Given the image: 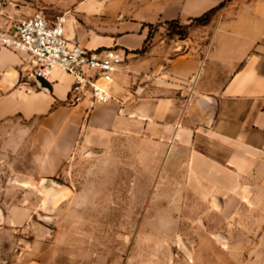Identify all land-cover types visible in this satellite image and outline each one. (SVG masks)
I'll list each match as a JSON object with an SVG mask.
<instances>
[{"label":"crops","instance_id":"crops-1","mask_svg":"<svg viewBox=\"0 0 264 264\" xmlns=\"http://www.w3.org/2000/svg\"><path fill=\"white\" fill-rule=\"evenodd\" d=\"M113 1L146 4L138 17L128 20V10L112 22L110 34L78 28L75 35L74 23L67 28L87 49L129 54L107 103L72 102L73 77L60 69L48 81L26 83L27 54L0 48V128L17 120L28 132L22 144L34 163V191L40 194L41 181L60 177L78 154L99 157L128 144L160 163L159 180L205 179L221 209L264 212V0H234L215 16L206 56L169 57L168 49L158 56L155 45L144 59L139 51L152 26L189 23L228 0ZM12 23L1 16V27ZM45 193L52 200L58 191L52 186Z\"/></svg>","mask_w":264,"mask_h":264},{"label":"rangeland","instance_id":"rangeland-1","mask_svg":"<svg viewBox=\"0 0 264 264\" xmlns=\"http://www.w3.org/2000/svg\"><path fill=\"white\" fill-rule=\"evenodd\" d=\"M233 1L205 25L192 20L152 26L140 56L155 45L158 56L163 49L169 57L206 56L215 27L210 22ZM145 4L0 0V18L20 22L37 11L48 18L69 12L75 35L78 28L110 34L112 22L128 10V20L136 18ZM11 122L0 128V264H264V212L221 209L205 179L159 180L160 163L136 145L110 147L99 157L78 154L53 179L61 195L50 200L42 188L37 194L34 163L22 144L28 132Z\"/></svg>","mask_w":264,"mask_h":264},{"label":"built area","instance_id":"built-area-1","mask_svg":"<svg viewBox=\"0 0 264 264\" xmlns=\"http://www.w3.org/2000/svg\"><path fill=\"white\" fill-rule=\"evenodd\" d=\"M70 21L69 12L48 18L37 11L7 28L0 26V48L27 54L22 73L26 83L48 81L54 70L60 69L73 77L72 102L107 103L114 99L111 85L129 54L115 47L91 50L72 42L67 34Z\"/></svg>","mask_w":264,"mask_h":264},{"label":"water","instance_id":"water-1","mask_svg":"<svg viewBox=\"0 0 264 264\" xmlns=\"http://www.w3.org/2000/svg\"><path fill=\"white\" fill-rule=\"evenodd\" d=\"M72 42H75V43H78V42H76L75 40H71ZM57 185V183L55 182V181H53V180H49V179H43L42 181H41V183H40V191H41V188L42 189H44V192H45V190H47V189H49L50 187H52V186H54L55 188L57 187L56 186ZM57 189V188H56ZM57 191H58V189H57ZM63 192H61V193H57V196L56 197H58L59 195H61ZM45 194H47V193H45ZM49 196V195H48Z\"/></svg>","mask_w":264,"mask_h":264},{"label":"trees","instance_id":"trees-1","mask_svg":"<svg viewBox=\"0 0 264 264\" xmlns=\"http://www.w3.org/2000/svg\"><path fill=\"white\" fill-rule=\"evenodd\" d=\"M217 9L218 8L212 9L211 11L207 12L206 14H204L202 17L194 19V21L201 22L204 25L207 24L210 21V17L217 11ZM150 37H151V34L148 37V39H150Z\"/></svg>","mask_w":264,"mask_h":264}]
</instances>
